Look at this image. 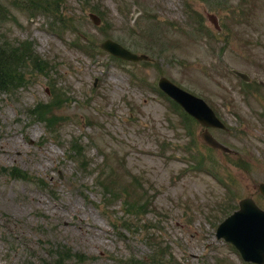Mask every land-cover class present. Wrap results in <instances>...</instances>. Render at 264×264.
<instances>
[{
	"label": "rangeland",
	"instance_id": "rangeland-1",
	"mask_svg": "<svg viewBox=\"0 0 264 264\" xmlns=\"http://www.w3.org/2000/svg\"><path fill=\"white\" fill-rule=\"evenodd\" d=\"M0 20L27 48L0 89V264H150L160 246L162 264H257L217 227L242 198L264 208V0H0ZM106 38L149 59L114 57ZM163 75L226 127L175 107Z\"/></svg>",
	"mask_w": 264,
	"mask_h": 264
},
{
	"label": "water",
	"instance_id": "water-1",
	"mask_svg": "<svg viewBox=\"0 0 264 264\" xmlns=\"http://www.w3.org/2000/svg\"><path fill=\"white\" fill-rule=\"evenodd\" d=\"M107 47L114 54H118L127 59H139L140 57L133 54L129 50L127 51L124 47L119 44H115L112 41H106L103 47ZM237 74L244 76L248 79L246 74H242L236 71ZM161 82V86L167 90L175 99L182 102L186 108L191 111L198 120H201L207 125L222 126L220 121L216 118L213 110L209 109L201 98L185 93L180 89L174 87L170 82L164 79ZM184 97V98H183ZM193 100L197 104L196 110L188 105V100ZM204 137L209 143L219 145L208 132H204ZM259 187L264 195V183H260ZM240 209L233 215L229 216L225 221L221 223L218 228L217 234L224 236L226 239L232 240L238 248H240L243 256L246 259H253L255 261L264 262V210L258 207L252 198H245L240 202ZM255 250L260 252L261 258H255L251 252Z\"/></svg>",
	"mask_w": 264,
	"mask_h": 264
},
{
	"label": "trees",
	"instance_id": "trees-1",
	"mask_svg": "<svg viewBox=\"0 0 264 264\" xmlns=\"http://www.w3.org/2000/svg\"><path fill=\"white\" fill-rule=\"evenodd\" d=\"M2 20H0L1 22ZM70 21V19H69ZM64 24V25H63ZM59 26L64 27L66 24L64 21H62V24L59 22ZM27 50V48H26ZM25 47L24 49H16L15 42H10L8 40H0V89L5 90L8 86H11L12 83L16 80L19 79L20 73H18V65H19V60L22 52H26ZM34 115L39 116V117H45V114L47 112L46 107L43 106H38L36 109H34ZM47 118V117H45ZM55 117L51 120L54 121ZM72 150L75 151V153H81L82 151L79 148H71ZM12 170L10 173H16L17 176L23 177V178H28V175H26L24 172H22L21 169H18L16 167H10ZM149 194V193H148ZM139 199V198H138ZM137 206H135L136 212L137 213H143L145 214L147 212V208L150 205L148 203V198L145 200L139 202L135 201ZM130 204V203H128ZM131 205V204H130ZM132 213H134L132 211ZM135 214V213H134ZM125 223L124 225H126ZM128 227V225H126ZM129 228V227H128ZM159 250L157 251V258L152 259V262L150 264H162L165 259V254L164 250H161L162 247H158ZM56 256L57 262L61 263L62 261L69 260V258L76 256L77 254H74L71 252L70 249H66L62 252H56L54 253ZM53 254V255H54ZM170 261V260H168ZM170 264H176L175 262H170Z\"/></svg>",
	"mask_w": 264,
	"mask_h": 264
},
{
	"label": "bare ground",
	"instance_id": "bare-ground-1",
	"mask_svg": "<svg viewBox=\"0 0 264 264\" xmlns=\"http://www.w3.org/2000/svg\"><path fill=\"white\" fill-rule=\"evenodd\" d=\"M76 200L72 201V204L71 203H67V204H64L66 207L69 206V207H72L73 204H76ZM78 215V214H76Z\"/></svg>",
	"mask_w": 264,
	"mask_h": 264
}]
</instances>
